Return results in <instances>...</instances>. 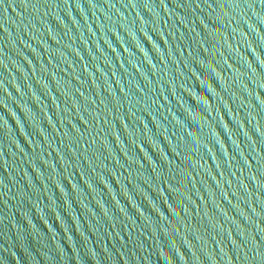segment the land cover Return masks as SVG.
Wrapping results in <instances>:
<instances>
[{
  "label": "water",
  "instance_id": "obj_1",
  "mask_svg": "<svg viewBox=\"0 0 264 264\" xmlns=\"http://www.w3.org/2000/svg\"><path fill=\"white\" fill-rule=\"evenodd\" d=\"M0 264H264V0H0Z\"/></svg>",
  "mask_w": 264,
  "mask_h": 264
}]
</instances>
